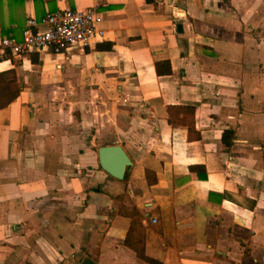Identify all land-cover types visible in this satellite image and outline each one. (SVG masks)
<instances>
[{
    "label": "crops",
    "instance_id": "crops-1",
    "mask_svg": "<svg viewBox=\"0 0 264 264\" xmlns=\"http://www.w3.org/2000/svg\"><path fill=\"white\" fill-rule=\"evenodd\" d=\"M90 6V45L0 59V264H264V0H0V33Z\"/></svg>",
    "mask_w": 264,
    "mask_h": 264
},
{
    "label": "built area",
    "instance_id": "built-area-1",
    "mask_svg": "<svg viewBox=\"0 0 264 264\" xmlns=\"http://www.w3.org/2000/svg\"><path fill=\"white\" fill-rule=\"evenodd\" d=\"M99 20L100 13L92 6L83 9L58 8L41 17L28 16L20 38L0 33V59L6 58L8 53L46 49L59 53L84 48L104 35V29L96 24ZM151 219L156 220L155 217Z\"/></svg>",
    "mask_w": 264,
    "mask_h": 264
},
{
    "label": "water",
    "instance_id": "water-1",
    "mask_svg": "<svg viewBox=\"0 0 264 264\" xmlns=\"http://www.w3.org/2000/svg\"><path fill=\"white\" fill-rule=\"evenodd\" d=\"M98 159L100 166L111 175L122 178L126 167L131 164V159L121 144H102L98 146ZM89 257L83 258L80 264H92Z\"/></svg>",
    "mask_w": 264,
    "mask_h": 264
},
{
    "label": "trees",
    "instance_id": "trees-1",
    "mask_svg": "<svg viewBox=\"0 0 264 264\" xmlns=\"http://www.w3.org/2000/svg\"><path fill=\"white\" fill-rule=\"evenodd\" d=\"M155 68H156V71L158 73H169L170 70H171V67H170V63H169V60L167 59H164V60H158L156 61L155 63ZM177 106V105H175ZM181 108L184 109V111L186 113H192L193 112V105H182ZM230 135V137L232 136L233 134V130L231 129H224L223 130V133H222V140L224 143H229V140H227V135ZM132 223H131V227L132 226H135L136 224H139L141 225V215L140 213H138V211L136 210H133L132 211ZM125 242L128 244V245H132L134 247V249L136 250L137 254L144 258V259H147V260H151V258H149L147 255L144 254V251H143V248L142 246H139L138 242L139 240L137 239V243L136 244H132L129 240H128V237L126 236L125 238Z\"/></svg>",
    "mask_w": 264,
    "mask_h": 264
}]
</instances>
